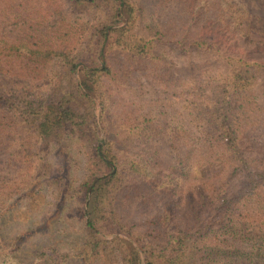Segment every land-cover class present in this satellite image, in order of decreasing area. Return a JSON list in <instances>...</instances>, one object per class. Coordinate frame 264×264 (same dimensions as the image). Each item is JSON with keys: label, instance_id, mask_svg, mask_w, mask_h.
<instances>
[{"label": "trees", "instance_id": "1", "mask_svg": "<svg viewBox=\"0 0 264 264\" xmlns=\"http://www.w3.org/2000/svg\"><path fill=\"white\" fill-rule=\"evenodd\" d=\"M17 1L0 0V142L13 136L10 154L26 176L0 179V195L8 183L28 190L34 177L54 208L70 204L81 233L70 251H51L78 264H180L189 252L213 264H264V100L255 93L264 64L206 38L187 41L161 24L144 25L148 14L137 0H51L53 18L69 21L71 43L10 41L4 12ZM219 1L226 12L217 21L241 25L244 11L235 17L228 0ZM196 4L212 9L208 0ZM177 50L204 53L223 67L180 74ZM48 65L53 81L41 92L37 81ZM139 77L161 92L147 110L121 118L116 91ZM73 138L88 154L77 183L64 145ZM126 144L128 152L120 147ZM161 146L172 155L166 170L156 169ZM131 178L154 193L155 215L145 224L126 223L116 209ZM30 193V206L47 194Z\"/></svg>", "mask_w": 264, "mask_h": 264}, {"label": "rangeland", "instance_id": "2", "mask_svg": "<svg viewBox=\"0 0 264 264\" xmlns=\"http://www.w3.org/2000/svg\"><path fill=\"white\" fill-rule=\"evenodd\" d=\"M137 1L148 14L147 20L144 18V25L150 24L155 29L161 24L164 33L184 35L187 41L195 37L206 38L217 43L226 53L264 64V0H225L236 12L233 13L235 17L238 11L240 13L244 11L241 14L244 15V20L239 26L236 20L228 23L226 20L222 23L217 21L219 15L226 12L222 8L224 4L219 0H208L212 5L210 12L203 4L197 5V0H181L179 3L176 2L178 0ZM54 9L55 4L51 0L15 2L4 12V31L9 40H21L34 46L69 45L71 41L68 44L66 41L71 35L70 31L64 33V29L66 31L69 28L68 25L65 27L69 21L65 17L56 21L53 18ZM68 18L70 20V16ZM87 18L88 15L85 19ZM70 24L74 26V23L70 22ZM242 33L245 34L244 37H241ZM83 38L82 35L80 41ZM174 55L177 72L183 75L197 74L207 64L211 68L223 67L221 62L207 58L204 53L193 51L183 55L177 50ZM113 57L120 61L119 56ZM53 71V66L48 65L42 74L48 73V76L38 79V85L43 89L41 92L50 81H53L50 77ZM126 82V85L118 87L115 95L117 112L121 118L133 117L136 113L147 110V104L151 103L155 96L154 92H161V88L146 77ZM255 93L259 99L264 100V74L259 76ZM169 96L177 99L171 94ZM163 108L168 110L166 107ZM137 109L140 110L137 112ZM3 113L4 110H0V114ZM123 139L124 137H121L118 140L123 141ZM12 140L13 136L5 135L0 142V179H10L16 176V173L21 179L26 176V171L18 170L20 165L16 155L14 157L10 154ZM132 144H129V147L127 144L120 147L128 152ZM64 145L69 151L70 177L77 183L87 173V147L76 138L69 139ZM53 149L54 151L47 155L50 162H54L58 154V149L55 147ZM171 158L172 155L167 152L166 147L161 146L156 169L166 170L173 163ZM22 160L27 163L25 157H22ZM38 182L39 180L33 177L28 190L24 189L26 185L23 182L16 186H10L8 183L7 188L0 195V249L8 253L3 264H78L77 259L72 257L64 259L61 254H54L51 249L55 248L60 252L70 251V242L81 233L80 222L75 216L67 213L66 208L70 207L69 203L64 204L62 209L54 208L50 203L52 194L47 193L46 186ZM136 183L132 178L127 180L116 209L126 223L141 225L155 215L152 201L154 193L144 183L142 185ZM40 190L47 193L46 196L40 205L30 206L32 201L30 191L40 193ZM20 195L24 196L19 199ZM141 258H143L142 254ZM180 264L213 263L207 261L200 252H189L181 257Z\"/></svg>", "mask_w": 264, "mask_h": 264}]
</instances>
